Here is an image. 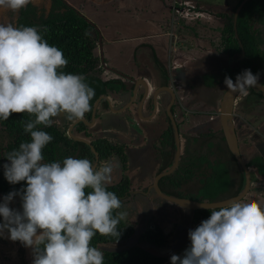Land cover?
I'll list each match as a JSON object with an SVG mask.
<instances>
[{
  "label": "clouds",
  "instance_id": "obj_1",
  "mask_svg": "<svg viewBox=\"0 0 264 264\" xmlns=\"http://www.w3.org/2000/svg\"><path fill=\"white\" fill-rule=\"evenodd\" d=\"M29 3L0 0V7L18 12ZM180 6L188 7L183 2ZM188 10L197 13L190 17L200 13L195 6ZM67 64L38 26L0 24V120L7 121L13 113L32 117L23 123L30 141L7 153L10 163L3 165L10 184L26 182V187L0 202V236L7 233L11 241L30 248L32 264H104L103 251L91 241L97 233L118 239L121 235L118 225L127 211L108 190L119 162L109 159L95 165L71 156L62 163L44 162L42 150L53 137L39 126L51 127L61 115L83 120L92 111L95 90L84 75L63 72ZM258 80L259 73L246 69L235 83L227 76L224 83L230 92L246 94ZM16 196L22 211L9 206ZM209 205L201 203L211 215L189 230L190 247L183 257L171 255V264H264V203L229 200L218 209Z\"/></svg>",
  "mask_w": 264,
  "mask_h": 264
},
{
  "label": "trees",
  "instance_id": "obj_2",
  "mask_svg": "<svg viewBox=\"0 0 264 264\" xmlns=\"http://www.w3.org/2000/svg\"><path fill=\"white\" fill-rule=\"evenodd\" d=\"M240 1L238 0L231 7L230 12L225 9L216 13V16L222 20V25L217 26L218 30H220L218 48L225 55L237 56L235 64L222 68V83H224L226 76L231 78L233 82L236 81L237 75L246 69L251 70L253 75L259 73V76H264V0H247L245 2L237 17L236 36L233 27V12ZM191 2H193L196 11L199 10L196 9L197 7L200 8V5L205 3L202 0ZM175 6L179 7L180 5ZM216 6L218 8L220 4ZM207 14H212V11L208 10L204 16L201 13L195 17L196 19L192 18V22H194L196 28H203L201 23H204L205 15ZM21 26H38L42 31L44 39L50 45L60 49L68 60L67 66L62 71L66 74H82L86 77L85 82L95 90V96L90 101L92 107L95 100L101 94L108 92V90H113L112 88H119L117 85L111 83L112 80H104L99 75L103 68L98 46L99 37L101 36L98 27L94 22L86 18L81 10L66 0H50L47 6L30 2L17 13L14 27ZM43 29H47V31L45 32ZM194 33L197 35L196 32ZM252 96L258 98V100L264 98L257 90L249 88L247 93L244 94V100L248 101L252 99ZM91 112L85 114L86 120L90 119ZM29 119H32V117L27 113H13L7 121L0 120V202H3V197L9 192L20 191L26 187V182H20L15 185L10 184L4 176L3 165L10 163L6 158L7 153L18 149L21 142L30 141V134L23 131V123ZM67 125V123L65 125L58 124L56 120L51 127L39 126V130H43L53 137V140L42 150L44 162L59 161L62 163L69 156L73 158H87L93 162L95 155L90 147L82 142L72 141L67 131ZM79 125L80 127L78 128L81 130L80 134L82 136L90 133L84 123L81 122ZM168 130V138L173 149L170 154L171 158L167 164L170 165L174 152V136L172 134L171 123H169ZM3 135L8 138L6 143L2 140ZM92 144L101 160L110 156V149L114 148L103 140L93 141ZM211 146L212 143L209 147ZM216 150V158L210 161L208 154L202 155L198 159L192 158V160L184 159L181 156L177 168L171 174L164 176L162 183L170 182L171 186L178 188L180 183L187 182L190 179V173L194 168L198 167L195 161H198V163L208 164L212 169V174L208 179L200 182L201 186L198 194L189 197L213 201L236 195L244 186V172L240 169L228 149L223 151L219 147ZM118 151L120 154L119 159L121 160V155L124 153L123 148L122 151ZM125 159L122 164L125 163ZM229 161H232L234 167L240 171L237 174L239 176L238 180L230 173ZM251 164L255 165L259 172L264 173L263 157L259 156L252 159L248 165ZM129 188V177L123 174L120 181L112 182L108 190L113 191L125 205L128 201L125 198V193ZM86 191L89 190L86 189ZM166 193L176 196L184 195L183 193H175L174 191ZM14 204L17 210L22 211V200L20 197L15 200ZM9 206L12 208L11 203ZM210 215L211 209L194 210L192 229L194 230L198 227ZM132 227L130 223L125 222L124 225L123 221H121L118 225V229L121 232L119 239L111 236H101L98 233L93 237L91 245L103 251L104 264H169L167 261L170 258L152 253L148 249L150 246H165L168 235L164 234L160 223L153 216L147 219L145 229L140 234L138 241L126 247L116 248L112 246V244L130 237L133 232ZM141 243H146L148 247L143 246ZM190 245L191 241L184 249H188Z\"/></svg>",
  "mask_w": 264,
  "mask_h": 264
},
{
  "label": "rangeland",
  "instance_id": "obj_3",
  "mask_svg": "<svg viewBox=\"0 0 264 264\" xmlns=\"http://www.w3.org/2000/svg\"><path fill=\"white\" fill-rule=\"evenodd\" d=\"M30 1L35 4L44 6H47L50 3V0ZM66 1L80 9L82 14H84L86 18L96 24L101 33L100 35L102 37V40L105 39V37L109 40H114L113 55H111L112 53L109 54V46L103 47L104 66H111L129 76H135L137 71V64H139V61L136 62L135 59L130 58L129 53L134 51L137 48L138 44L144 42V44H150V47L153 49L154 54L157 55L158 58L163 61L165 67L168 70L171 69L170 67L173 65L174 60L186 59L188 62L187 67L191 65L189 68H186V70L188 71L185 81L186 88L184 91L178 92V95L181 99L180 103L183 105L184 108L189 105V103L187 102L188 99L186 100L184 98L186 96L187 91L189 92V101L195 100L197 98L204 99L205 96L200 95L198 93V89L201 93H204V83L205 86L207 85V83H209L210 86L215 84L217 80L216 75H214L212 72H204L202 75L199 73L202 70L201 68H199V66H195V68H192V66H194L198 62L197 61L194 64L193 57H198L200 53H202L201 56L204 55V59H222L216 53L211 54V51L206 52V48L210 47V45H213L216 51L219 49L218 36L220 30L217 29L218 24L216 23V26H214L212 24L208 25L202 22L201 25L203 28H196V25H194V22H192L193 19L189 18H187L188 20H186V22L182 21V24H177L181 20V17L175 15L178 13H176L177 9H174V5L179 6L182 4L183 1L186 0ZM202 1L205 3H202L200 5V8H196L200 10V13H202V10H211L212 12L214 10L215 13H218L219 11L225 9L229 10L230 12L231 7L234 6L238 0ZM190 4H193V2H191ZM215 4H220L219 7L221 9L219 7L216 8L217 6L215 7ZM170 6H172V12L174 10V14L170 12ZM17 13L18 12H13L10 9L0 7V24H3L5 26L8 24H12L13 26H15V19ZM194 14L197 13L189 14V16H194ZM184 15L186 14L184 13ZM173 20H176L177 22L175 23V25L172 24ZM192 31L197 33V35L195 36H198L199 39L194 36L195 33ZM156 32L164 33L153 38H144L143 36L145 34H152ZM190 33L193 35V37ZM180 34L182 36H191V40H195L196 44L192 45L191 42L180 39ZM140 36L143 37L141 42H138L137 40V43H135L134 39H137V37ZM213 63L214 61L212 60L211 63L208 64L207 67H205V69L212 68L214 66ZM217 64H220V62H218ZM137 76H139L138 71ZM209 96V94L206 95L207 98H209ZM191 106L202 107L199 104L195 103L191 104ZM175 111L177 110L175 109ZM97 112L101 115V119L97 120V123L94 128H92L91 126L88 127V131L90 133H97L101 130L100 126L105 125L107 126L109 131H113L119 136L120 141L123 144H130L132 137L137 135L136 129L139 128V124H136L135 116H123L120 119L119 117L121 114L119 112H116L114 109H111L107 112L102 109H99ZM176 113L177 115L175 118L178 122L181 155L185 159L184 155L185 151H187L186 146H188L189 140V138H187L186 136L188 129L187 125L190 121H194V118H192L193 116L191 114H187L185 112ZM183 115H186V117H184ZM163 117L164 115L162 112L160 115L152 117L148 121H144L147 126V129L150 132V141H154L155 139H157L161 131L163 130L165 126V120H163ZM200 119L202 122L206 120L208 121V123L211 122L208 119V116L205 114L200 115ZM98 121L101 122L98 123ZM236 131L237 134L240 135V129L237 125ZM2 140L4 143H6L8 141V138L3 135ZM242 142L243 139L239 140L240 147L243 150ZM157 148L160 149L159 146ZM129 149H132V146H130ZM145 155L156 156L153 151L145 153ZM143 158L145 162L143 161L142 163L146 167L143 169L138 168V154L137 164L134 163V157L132 152H130L129 161H126V163L122 164L124 165V169H122V165L117 158H109L117 160L120 165L119 169L114 174L113 182L120 181L122 175L124 174L128 175L129 177L130 188L134 189L137 186V195L134 197L131 196L130 199H128V201L124 205L123 209L127 211V216L126 219L123 220V224L125 225V222H128L133 226L132 235L123 241H119L118 243L112 244V246H115L116 248L126 247L138 241L140 234L145 229L147 219L150 216H153L155 220L158 217L159 221L161 222L160 225L163 229L164 234H168L166 245L148 247L146 243L141 244L145 247H148V249L152 253H155L157 255L170 258L171 255L175 254L183 257L185 250L184 248L190 243L188 232L189 230H193V212L192 210L180 207L172 201H168L157 194L143 196L138 192L150 182L151 177L154 176L155 170L158 166V163H153L152 158L149 159L146 157H142V159ZM193 158L195 157L193 156ZM196 162L198 161H195V163ZM249 171L251 180L250 188L247 194L245 195L244 199H242L241 201L244 202L256 200L261 203H264V178L258 177L253 170L249 169ZM136 173L137 182L135 179ZM191 195L194 196L195 194ZM0 221H2V218H0ZM3 242L5 241L3 240ZM32 262V250L30 248H25L19 241L13 242L12 247L9 250L7 249V251L0 250V264H32ZM167 262L171 264L170 259H168Z\"/></svg>",
  "mask_w": 264,
  "mask_h": 264
},
{
  "label": "crops",
  "instance_id": "obj_4",
  "mask_svg": "<svg viewBox=\"0 0 264 264\" xmlns=\"http://www.w3.org/2000/svg\"><path fill=\"white\" fill-rule=\"evenodd\" d=\"M209 6H210V4H209ZM214 6H216V5H214ZM171 7L172 6H170V12L172 14H174L173 13L174 11L172 12ZM202 13L204 16V14L207 13V10H202ZM199 14H201V13H199ZM187 18L196 19L195 17H187ZM186 20H188V19L181 18V20L178 23L176 22V20H173L172 24L175 25V23H177L180 25V24H182V21L186 22ZM204 23L208 24V25L212 24L214 26H216V23H217L219 26H221L222 20L220 17L216 16V13L213 10L212 14H207V16H205ZM217 29H218V27H217ZM163 33L164 32H156V33H152V34H145L143 36H144V38H153V37L158 36V35L163 34ZM191 36L193 37L192 34H191ZM191 36H185V35L182 36L180 34V39H182L184 41L191 42V44L194 45V44H196V41L191 40ZM194 36H195V34H194ZM140 37H137V39H134L135 43H137V40H138V42H141L143 37L142 36H140ZM187 37H188V39H187ZM195 37L198 38V36H195ZM101 39H102V37H101ZM210 43H211V40H210ZM113 44H114V40H109L106 37H105V39L102 40V47L109 46V48H110L109 54L112 53L111 55H113V53H114ZM103 51H104V48H103ZM210 51H211V54L216 53L222 59L221 60L211 59V58L210 59H204V55L201 56L202 53H200V55L198 57H195V56L193 57L194 64L197 61L198 62L194 66H192V68H195V66H199V68L202 69L201 72H199V73L202 75L204 72H212L214 75L217 76V80H216L215 84L210 86L209 83H207V85L205 86V83L203 82L204 83V89H203L204 93H201L199 91V89H198V93L202 96H205L204 99L203 98H201V99L197 98L195 100L189 101L190 97H189V92L187 91L185 99L186 100L188 99L187 102L189 103V105L186 106L184 108V110H182L180 108L181 107L180 105H179L180 107L178 106L175 108L177 110L175 112H178V113L179 112H181V113L185 112L187 114H191L193 116L192 118H194V121H190L188 123V125H187L188 129H187V133H186L187 138H189V140H188V146H186L187 151H185L184 157H185V159H189V160L190 159L192 160L193 156L195 158H197V157L199 158L202 155L208 154V158L210 161V160H213L216 158V156H217L216 155L217 154L216 149L217 148L221 147L223 149V151H226L228 149L227 144L224 141L220 122L218 121V118H217L222 94H223V91L227 87L226 84L221 82V80L223 78V76L221 74V70L223 67L231 66V65L235 64L237 61V56L236 55L235 56L225 55L220 51V49H218L216 51L214 49L213 45H210V47L206 48V52H210ZM129 54H130V58L135 59L136 62L139 61V64H137V71H138L139 75L144 76V78L148 79V81H150V82L152 81L154 86L158 85L157 88L163 89L160 92L165 91L164 90L165 89V86H164L165 85V83H164L165 77H166V80L169 82L168 86L172 87L171 86V75L173 78H175L177 80L178 83L182 84L183 90H185V88H186L185 81H186V76L188 73L186 68H189L191 66V65H189L187 67L188 62L186 59L185 60H174L173 65L170 67L171 69L168 70L165 67L163 61L160 60L158 58V56L154 54V51L150 47V44H148V43L144 44V42L138 44L137 48ZM205 55H207V54H205ZM212 60L214 61V63H213L214 66L210 69H205V67H207V65L210 64ZM218 62H220V64H217ZM172 70H173V72H172ZM133 72H134V69H133ZM161 74H163L164 77ZM263 77H264L263 75L259 76V78H263ZM115 91L116 90L111 91V92H113L112 94H114ZM116 94H118V93H116ZM207 94L210 95L209 98L206 97ZM251 98L252 99H250L248 101L244 100V94L240 93L239 96L237 97V99L235 100V109H234L236 113L243 115V117L239 116V114L237 115L236 125L240 129V135L237 134L238 140L243 139V142H242L243 150L241 149L240 144H239L241 155H242V157L245 160L247 165L250 163V161L252 159L257 158L259 156L263 157V159H264V108L261 107L262 105H259V104H262V100H258V98H255L254 96H252ZM194 103L199 104L202 107L191 106V104H194ZM202 114L207 115L208 119L211 122L208 123L207 120L202 122L200 119V115H202ZM186 115L185 116L183 115V116L186 117ZM136 121H137V119H136ZM99 122H101V121H98V123ZM95 123H97V121ZM95 125L92 128H94ZM100 129L104 130V134L106 136L112 137L115 135V132L109 131L107 126H105V125L100 126ZM168 129H169V124L167 123L162 130L163 132H161V133L166 134L168 136ZM147 131H148V129H147ZM149 136L150 135L148 134V136H147L148 142H147V140L145 142H147V144L150 145V148H147L146 150H147V153H149L151 151H153V153H154V151L156 149L158 150L157 147H155L156 149L154 148V141H156V139L154 141H150ZM168 141H169L168 142L169 146L165 150V155H164V162H166L167 164L171 158L170 154L173 151L172 146L170 145L169 138H168ZM211 143H212V146L209 147V145ZM134 145H136V144H134ZM131 146H133V144H131ZM150 149H152V150H150ZM125 151L126 150H124V154L126 155ZM181 156L182 155H181V147H180V157ZM146 158H149V159L152 158L154 160V156L147 155ZM172 159H173V157H172ZM126 161H127V158L125 159V163H126ZM179 161H180V159H179ZM147 162H149V161H147ZM196 165L198 167H196L192 170V172L190 173V179L187 182H184V185L181 186L182 190L180 189L179 193H183L184 194L183 197L192 196L191 194H195L194 196H196L198 194L199 188L201 186L200 182L208 179L212 174V169L208 166V164H202V163L197 162ZM228 166H229L231 175L233 177L235 176V178L238 180L239 176L237 174L240 171H238V169H236V167H234V164L232 161H229ZM248 167L250 170H253L258 177L264 178V173L259 172L255 165L251 164V165H248ZM140 194L142 195V193H140ZM189 198H191V197H189ZM126 199H130V198H126ZM192 212H193V210H192ZM150 217H152V216H150ZM157 220L161 224L158 217H157ZM161 220H162V218H161Z\"/></svg>",
  "mask_w": 264,
  "mask_h": 264
},
{
  "label": "flooded vegetation",
  "instance_id": "obj_5",
  "mask_svg": "<svg viewBox=\"0 0 264 264\" xmlns=\"http://www.w3.org/2000/svg\"><path fill=\"white\" fill-rule=\"evenodd\" d=\"M175 8H179V9L184 10L183 6H180V7L174 6V9ZM177 16H179L183 19H187V17H190V16L184 15V12L180 13ZM102 68H103V70L100 71V74H99L102 77V79L109 80V81L112 80L111 83H113L114 85H117L119 88H117V89L112 88L113 90H108V92L101 94L98 97V98H100V101L98 102V106H97L96 113H95V122L97 120L101 119V115L97 112L99 109H102L105 112H107L111 109H114L116 112H119L121 114L119 117L120 119L123 116H129V117L135 116L137 119V121H135V122H136V124H139V128L136 129L137 135L132 137L130 144L121 143L120 138L117 134H115L112 137L106 136L104 134V130H100L97 133H88V134L86 133V136H82L80 134L81 130L78 127H80L79 124L81 122L84 123L83 120H79V121L68 120V119L66 120V118L63 115H61V116L57 117V119H56L57 123L61 124V125H65L67 123L68 124L67 125V128H68L67 131L70 128V132L68 131V134L71 133L73 135V136L70 135L72 141L82 142V143L88 145L90 147L91 151H92L91 146H93L92 142L96 141V140H103L105 143H108L114 147L113 149L112 148L110 149V152H111L110 156H108L104 159L102 158V160L98 154V156H99L98 165L102 164L105 160H109L110 157L117 158L118 161L122 165L124 158H127V161H128L129 157H130V152H132L133 157H134V163H136V164H137V154H138V158H139V167L138 168L139 169L146 168L145 165H143V163H142L144 161V158L142 159V157L147 156V155H145V153H147L146 149L150 148V145H148L147 142H145L147 140L148 134L150 135V132H149V130L147 131V126L144 123V121H148L152 117L160 115L163 112V115H164L163 120H165V125L167 123L168 124L171 123L170 119L168 118L167 111H166L167 105L170 102V95L167 91H164V92H160L156 97H153L152 91H154V89H156L158 85L154 86L152 81L150 82V81H148V79H145L147 81L148 85L150 84L149 87H151L152 90H149V92L147 91L145 98L141 100V98L143 97V87L141 84H139L137 86V84L140 83V81H137V80L141 77L140 75L137 76V71H136L135 76H132V75L129 76L125 73L118 71L117 69H115L111 66H106V65L104 66V63H102ZM161 75L164 77L163 74H161ZM259 81L264 84V77L259 78ZM164 83H165V85H164L165 87H166V85H169V82L166 80V77H165ZM114 90H116V91L114 92V94H112L113 92H111V91H114ZM181 91H184L183 86H182ZM116 93H118V94H116ZM260 100H262V104H259V103L258 104L262 105L261 107L264 108V98H261ZM180 102H181V99L178 95V92H175V98L172 101V105H171V112L175 117L177 115L175 112L176 107H178L180 105L181 107L180 106L179 107L182 110H184V107ZM125 106H128L125 110L117 111V109H120V108L125 107ZM91 117H92V112H91L90 119L87 120L88 122H91ZM95 122L93 123V125H88L87 123H84V124L87 127H89V126L93 127L96 124ZM177 125H178V122H177ZM70 126H72V127H70ZM161 132H163V131H161ZM76 137H82V138L86 139L88 141V143H85L83 141H78L75 139ZM133 142L136 143V145H134ZM168 142H169L168 136L166 134H162V133L160 134V136H158L156 141H154V148L158 147V146L160 148L158 150L155 148L156 150L154 151V154L156 156H154L153 163H156V164L158 163V166L155 170L154 176L151 177L150 182L145 187H143L142 190L138 191L139 193H142L143 196H147L150 194H153V195L157 194L155 192L154 188L153 187L150 188L149 186L153 182L154 177L159 172L169 168L170 165L172 164V162H171L170 165H167V163L164 162L165 150L169 146ZM131 144H133V146H132L133 148L129 149L128 147L131 146ZM93 148H94V146H93ZM122 148H123V152H124V150H126L125 151L126 155L123 153V155H121V160H120L119 159L120 154L118 153L119 152L118 150L122 151ZM137 148H138V151H137ZM143 155H145V156H143ZM94 161H95V158H94ZM94 161H93V163H94ZM123 167H124V165H122V169H123ZM136 168H137V165H136ZM163 177L164 176H162L158 180V185L162 191H164V192L174 191L175 193H177V192L179 193L180 189L182 190L181 186L184 185V182L180 183L178 188H174L173 186L170 185V182L162 183ZM135 179L137 182V173L135 174ZM136 195H137V186L134 189L129 188L125 193V198H130L131 196L134 197ZM12 208H13V206H12ZM13 209H16V207H14ZM7 235L8 234L5 233L4 236H0V250L1 251H4V250L7 251L6 248L8 247V241H11L10 239L7 238ZM3 240L5 242H3ZM11 243H13V241H11ZM4 259H6V258H4Z\"/></svg>",
  "mask_w": 264,
  "mask_h": 264
},
{
  "label": "water",
  "instance_id": "obj_6",
  "mask_svg": "<svg viewBox=\"0 0 264 264\" xmlns=\"http://www.w3.org/2000/svg\"><path fill=\"white\" fill-rule=\"evenodd\" d=\"M246 1L247 0H241L238 3V5L235 7L234 12H233V27H234V31H235L236 36H237V26H236L237 17H238L239 11L241 10V8L243 7V5L245 4ZM98 46H99V51H100V56H101V62L104 63L101 36L99 37ZM137 81H140V83H138L137 86L139 84H141L143 87V97L141 98V100H142L145 98L147 91L149 92V90H152V89H150L151 88V87H149L150 84L148 85L147 81L145 80V78L143 76H141ZM233 83H235V81ZM253 89L257 90L264 97V84L262 82H260L258 80L257 86H255ZM161 90H163V89H160V88L154 89V91H152L153 97H156L160 93ZM164 90L167 91L170 95V102L167 105L166 111H167L168 117H169L171 125H172V134L174 136V153H173L172 164L170 165V167L159 172L154 177L153 182L151 183V185L149 187L150 188L153 187L155 192L157 193V195H159L160 197H162L168 201H172L173 203L177 204L180 207H183L185 209H190L193 211L199 210V209H209V208L201 207L202 202L210 204L209 205L210 207H214V208L218 209L219 206H223L229 200L241 201L242 199H244L245 195L249 191L251 180H250L249 167L241 155L238 135L236 132V119H237V115L239 113H236L234 109H235V100L237 99V97L239 96L240 93L230 92L227 87L223 91V94H222L217 118H218V121L220 122L224 141L227 144L228 150L233 155L238 166L244 172L245 182H244L243 188L236 195H233V196L228 197V198L220 199V200H213V201L207 200V199L199 200V199H193V198H189V197H183V196L181 197V196L171 195V194H168V193H166L160 189V187L158 185V180L162 176L171 174L177 168L178 163H179V159H180L179 130H178V125H177L175 116L171 112V105H172V101L175 98V92L176 91L174 90V88H172L168 85H166ZM99 101H100V98H97L96 101L94 102V105L92 108L91 122H88L86 119H83L84 123H87L88 125H93V123L95 122V113H96V109H97ZM127 107L128 106L122 107L120 109H117V111H123ZM239 116L243 117L242 114H239ZM70 127H72V126H70ZM68 131L70 132V128ZM69 135L73 136L71 133ZM75 139L78 141H83L85 143H88V141L82 137H76ZM91 147H92V151L95 154V161L93 164L98 165V161H99L98 153L93 148V146H91ZM19 197L20 196H16L13 198V201L11 202L13 208L15 207L14 206L15 200ZM11 247H12V243H11V241H8V247L6 248V250L7 249L9 250Z\"/></svg>",
  "mask_w": 264,
  "mask_h": 264
},
{
  "label": "built area",
  "instance_id": "obj_7",
  "mask_svg": "<svg viewBox=\"0 0 264 264\" xmlns=\"http://www.w3.org/2000/svg\"><path fill=\"white\" fill-rule=\"evenodd\" d=\"M183 3H184V5L188 6L186 8V10L176 8L177 9L176 13L180 14V13L184 12L186 14V16H189V14H191V12L188 10L189 6L190 7H194V6L192 4H190V1H187V0L183 1ZM171 85H172V88H174V90L176 92H179L182 89V84L178 83L177 80L175 78H173V77H171Z\"/></svg>",
  "mask_w": 264,
  "mask_h": 264
}]
</instances>
